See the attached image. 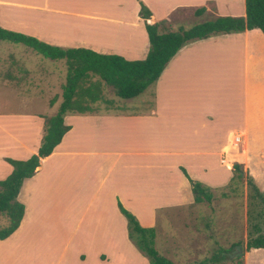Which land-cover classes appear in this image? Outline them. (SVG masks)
I'll return each mask as SVG.
<instances>
[{
    "label": "crops",
    "instance_id": "obj_1",
    "mask_svg": "<svg viewBox=\"0 0 264 264\" xmlns=\"http://www.w3.org/2000/svg\"><path fill=\"white\" fill-rule=\"evenodd\" d=\"M140 4L150 12L148 23L200 6L209 17L244 15L243 0H0V27L56 47L142 59L148 40ZM26 56L25 49L19 57L0 51V179L11 171L5 158L36 152L43 117L61 100L64 59H51L59 61L36 76ZM138 95H113L117 108L63 115L69 128L21 183L16 199L23 215L0 239V264H148L129 240L117 203L154 232L157 213L194 210L198 203L180 167L190 179L216 186L229 181L237 163L264 194L256 183L264 181L259 29L185 43L151 92ZM244 246L241 264H264L263 248Z\"/></svg>",
    "mask_w": 264,
    "mask_h": 264
},
{
    "label": "trees",
    "instance_id": "obj_2",
    "mask_svg": "<svg viewBox=\"0 0 264 264\" xmlns=\"http://www.w3.org/2000/svg\"><path fill=\"white\" fill-rule=\"evenodd\" d=\"M244 15L242 16H215L198 21L187 28L178 26L175 30L160 31L159 24L165 20L148 23L150 16L148 9L140 4L137 15L143 19L144 29L148 40V49L142 59L126 60L114 54H102L77 47L61 48L41 42L27 36L0 27V40L21 43L34 52L50 59H64L65 78L61 85V100L56 111L43 117V134L35 153L26 159H10L5 161L11 165V171L0 179V214L6 217L7 223L0 227V239L7 237L19 224L23 215V204L16 199L17 193L24 179L31 177L38 166L39 158L48 155L59 142L63 133L69 128L63 124V115L71 112H84L89 105L101 100V82L110 86L113 94L120 98H130L141 93L147 86L152 85L167 61L185 43L220 33L239 32L245 29L257 28L264 35V0H243ZM204 7L193 10L194 15H201ZM94 75L97 80H88ZM91 77V76H90ZM83 104L85 107H81ZM80 110H76L77 108ZM230 184L243 176L241 166L232 163ZM181 172L190 184L194 203L209 202L212 194L208 187L197 180H192L186 171ZM253 195L264 204L262 194L251 178L246 176ZM230 186V185H229ZM120 213L126 221L127 236L133 245L146 257L148 264H176L159 254L154 248V228L139 225L132 213L117 203ZM239 246L233 243L232 247ZM245 249L263 248L264 234L258 233L245 242ZM222 250L205 257L194 264H241L240 255L230 262L221 263L226 259Z\"/></svg>",
    "mask_w": 264,
    "mask_h": 264
},
{
    "label": "rangeland",
    "instance_id": "obj_3",
    "mask_svg": "<svg viewBox=\"0 0 264 264\" xmlns=\"http://www.w3.org/2000/svg\"><path fill=\"white\" fill-rule=\"evenodd\" d=\"M208 18L211 17L207 14L194 15L191 9H179L160 24L159 30H175L178 26L187 28ZM70 30L74 29L70 28ZM24 49L29 53L31 52V56H26L23 61L35 75L37 72L43 73L44 70L51 67V64L59 61L34 53L22 44L0 41V51L4 53L11 52L19 57ZM35 65L40 66L39 70H35ZM63 65L65 66V64ZM64 71L66 72V69ZM57 76L59 77V74ZM57 76L53 78L57 79ZM64 76V74L63 78L60 76V80L62 79L63 82ZM90 76L86 81L98 79L94 75L90 74ZM60 80L58 79V82ZM153 85L154 83L147 86L137 97H143L147 92H151ZM55 88L59 91L58 83H56ZM113 95L112 88L101 82L102 98L100 101L89 105V110L117 108L111 100ZM30 103L28 107H31ZM39 103H41L40 100H34L32 107H39ZM80 106L85 107L83 104ZM137 109H142V107ZM76 110L80 109L77 108ZM200 183L210 190L211 200L199 202L192 211L186 209L182 212L164 211L161 215L157 213L158 224L155 231L154 248L159 254L170 258L176 264H194L220 250L226 257L221 263L230 262L229 258H237L238 255H241L238 250L243 248L248 238H252L258 233L264 234V204L253 195L246 183L244 174L235 181L234 185L230 184L229 181L216 186ZM256 183L260 185L264 184V181L257 180ZM6 223V217L0 214V227L5 226ZM236 242L239 243V246L232 247V244ZM135 249L140 253L136 247Z\"/></svg>",
    "mask_w": 264,
    "mask_h": 264
},
{
    "label": "built area",
    "instance_id": "obj_4",
    "mask_svg": "<svg viewBox=\"0 0 264 264\" xmlns=\"http://www.w3.org/2000/svg\"><path fill=\"white\" fill-rule=\"evenodd\" d=\"M232 140H233V143H237L239 140V137L237 135H235V136H233Z\"/></svg>",
    "mask_w": 264,
    "mask_h": 264
}]
</instances>
